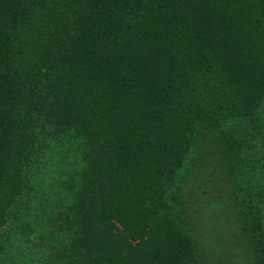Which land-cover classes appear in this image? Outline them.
<instances>
[{
    "label": "trees",
    "instance_id": "trees-1",
    "mask_svg": "<svg viewBox=\"0 0 264 264\" xmlns=\"http://www.w3.org/2000/svg\"><path fill=\"white\" fill-rule=\"evenodd\" d=\"M263 96L264 0H0V252L43 216L75 223L74 264H179L191 246L151 203L194 124L252 117ZM58 133L83 161L58 169L75 174L63 205L40 170Z\"/></svg>",
    "mask_w": 264,
    "mask_h": 264
},
{
    "label": "rangeland",
    "instance_id": "rangeland-1",
    "mask_svg": "<svg viewBox=\"0 0 264 264\" xmlns=\"http://www.w3.org/2000/svg\"><path fill=\"white\" fill-rule=\"evenodd\" d=\"M188 138L189 152L162 197L164 204L151 203L153 220L173 218L191 246L179 264H264V96L252 117L197 123ZM79 142L66 133L47 139L42 157L47 163L40 170L50 173L45 178L54 176L45 189L57 205L67 203L65 176L75 181V174L58 169L70 160L79 170ZM41 217L29 221L35 226L26 236L6 237L0 264H74L78 243L65 244L76 232L73 220L64 232ZM38 227L45 228L38 232Z\"/></svg>",
    "mask_w": 264,
    "mask_h": 264
}]
</instances>
